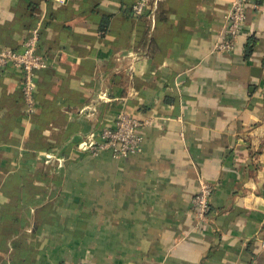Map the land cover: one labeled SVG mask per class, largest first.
I'll use <instances>...</instances> for the list:
<instances>
[{
  "label": "crops",
  "instance_id": "obj_1",
  "mask_svg": "<svg viewBox=\"0 0 264 264\" xmlns=\"http://www.w3.org/2000/svg\"><path fill=\"white\" fill-rule=\"evenodd\" d=\"M134 1L0 0V48L40 24L48 63L32 114L22 70H0V264H264V0L231 52L234 0ZM121 110L153 119L142 152L77 148Z\"/></svg>",
  "mask_w": 264,
  "mask_h": 264
},
{
  "label": "built area",
  "instance_id": "obj_2",
  "mask_svg": "<svg viewBox=\"0 0 264 264\" xmlns=\"http://www.w3.org/2000/svg\"><path fill=\"white\" fill-rule=\"evenodd\" d=\"M156 5V1L152 4L150 0H135L132 8L139 15L149 9L155 10ZM253 6L256 7L257 4ZM248 7V3L244 0H234L230 4L225 14V25L215 43V51L231 52L235 49L238 35L247 31ZM39 32L40 24L31 29L22 49L18 50L8 46L0 48V70L8 66L22 70L21 94L28 114L35 111L37 72L48 66L45 57L38 52ZM101 97L108 99L105 92ZM152 120L143 119L128 110H121L112 120L103 124L99 130L81 139L77 143V148L91 155L110 151L114 157L118 158L140 153L143 150L145 127L152 124ZM213 190L214 184L211 181L201 179L198 192L191 198V210L195 215L196 227H205L213 221L211 214ZM69 264L86 263L73 262Z\"/></svg>",
  "mask_w": 264,
  "mask_h": 264
},
{
  "label": "trees",
  "instance_id": "obj_3",
  "mask_svg": "<svg viewBox=\"0 0 264 264\" xmlns=\"http://www.w3.org/2000/svg\"><path fill=\"white\" fill-rule=\"evenodd\" d=\"M252 44H253V42L252 43L250 41L248 42V52H249V50L251 48V47L249 48V45L252 46Z\"/></svg>",
  "mask_w": 264,
  "mask_h": 264
}]
</instances>
